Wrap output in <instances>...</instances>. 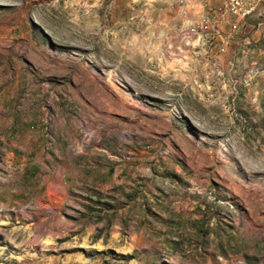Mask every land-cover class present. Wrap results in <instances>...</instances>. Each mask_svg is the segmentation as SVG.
<instances>
[{"label": "rangeland", "instance_id": "1", "mask_svg": "<svg viewBox=\"0 0 264 264\" xmlns=\"http://www.w3.org/2000/svg\"><path fill=\"white\" fill-rule=\"evenodd\" d=\"M215 3L0 0V92L60 149L0 199V264H264V2L158 49Z\"/></svg>", "mask_w": 264, "mask_h": 264}, {"label": "crops", "instance_id": "2", "mask_svg": "<svg viewBox=\"0 0 264 264\" xmlns=\"http://www.w3.org/2000/svg\"><path fill=\"white\" fill-rule=\"evenodd\" d=\"M10 95L0 92V199L18 202L21 181L25 176L38 178L43 186L49 178L52 151L60 149L57 135L44 132L46 126L17 117Z\"/></svg>", "mask_w": 264, "mask_h": 264}, {"label": "built area", "instance_id": "3", "mask_svg": "<svg viewBox=\"0 0 264 264\" xmlns=\"http://www.w3.org/2000/svg\"><path fill=\"white\" fill-rule=\"evenodd\" d=\"M183 3L184 0H178ZM264 0H216L198 18L171 24V32L161 30L157 33L158 49L162 57L167 59H184L192 51L194 42L198 39L210 41L219 35V27L226 23L231 31L246 24L255 15L259 4ZM214 15V16H213ZM221 40H224L220 37Z\"/></svg>", "mask_w": 264, "mask_h": 264}]
</instances>
